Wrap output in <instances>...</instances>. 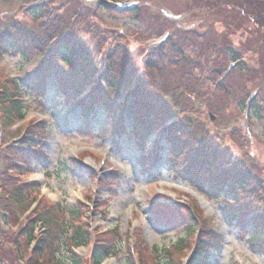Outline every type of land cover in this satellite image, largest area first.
I'll return each instance as SVG.
<instances>
[{
	"label": "rangeland",
	"instance_id": "1",
	"mask_svg": "<svg viewBox=\"0 0 264 264\" xmlns=\"http://www.w3.org/2000/svg\"><path fill=\"white\" fill-rule=\"evenodd\" d=\"M38 1L43 0H0V36L11 38L19 27L30 37L46 40L45 26L32 18L34 9H30ZM46 1L53 8H49L51 14L61 15L62 27L74 23L75 32L84 39L103 41L105 50L115 57L119 49L129 53L139 62L137 69L146 81L144 89L163 103V98L173 95V88L174 93L180 92L183 83H190L186 89L189 94L198 92L191 85L196 79L184 74L191 70L197 77L201 60L206 75L203 82L211 93L206 108L188 105L189 113L201 109L193 116L197 122L194 135L215 137L221 156L250 166L264 182V0ZM103 1L114 10L115 4L121 3L126 10L118 13L105 9ZM238 5L242 9H234ZM131 8L138 9V14ZM225 40L226 46L239 53L242 66L237 67L230 53L219 54L217 59L212 55L208 64L199 58V52H208ZM44 58L35 50L24 56L19 49L2 53L0 95L12 82L19 81L24 89V83ZM148 60L156 69L141 68ZM126 67L121 60L114 68L120 73ZM215 67L229 76L214 77ZM248 68L254 72L245 73ZM52 92L49 86L44 99L31 91L16 95L23 114L21 119L15 116L11 125L0 126V160L7 155L17 164L22 163L23 159L13 153L20 151L29 138L44 153V164L32 162L29 174L14 177L27 187L35 184L39 208L57 206L62 209L64 221L74 219L89 229L88 247H59L63 264H70L67 254L73 250L81 264H91L90 252L96 239L112 249V256L101 264H126L128 260L132 264H200L191 262L200 240L216 243V249L207 252L208 264H264L263 239L260 247L252 246L227 225L225 204L172 176L165 154L159 153L155 145L161 128L155 125L145 142L139 139L136 145L142 150L136 152L127 133L119 135L116 142L112 140L116 136L112 135L110 120L108 127L99 128L98 123L105 117L103 111L98 110L90 116V124L82 126L79 111L67 113L59 102L51 100ZM201 103L204 106V100ZM189 118L185 117L186 121ZM139 153H152L151 157L155 154L161 161L146 168ZM2 215L0 211V229L6 232L10 223L1 222ZM25 216L19 215L11 231L25 223ZM39 232L37 226L36 236ZM178 241L185 243L178 248ZM4 248L1 263L18 264L10 246L5 244Z\"/></svg>",
	"mask_w": 264,
	"mask_h": 264
},
{
	"label": "trees",
	"instance_id": "2",
	"mask_svg": "<svg viewBox=\"0 0 264 264\" xmlns=\"http://www.w3.org/2000/svg\"><path fill=\"white\" fill-rule=\"evenodd\" d=\"M35 3L36 5L30 7L34 9L32 18L45 26L43 33L46 40L30 37L18 27L11 38L7 34L0 36V55L19 49L24 56L29 50H35L43 53L45 58L34 69L31 78L24 83V89L21 88V83L12 82L0 95V126L11 125L15 116L22 118L23 107L21 100L16 99L17 96L31 91L35 95L39 93V97L44 99L45 91L49 92V86L53 90L51 100L59 102L69 114L75 110L79 111L82 126H85L86 122L90 124L91 115L96 114L98 110L103 111L105 117L98 123L101 126L99 128L108 127L110 120L112 135L116 136L112 139L114 142L118 141L119 135L127 133V140L136 145L139 139L143 141L146 135L152 134L150 131L156 125L161 129L155 145L159 153L165 154V162L172 176L194 186L217 203L225 204L227 225L235 228L241 237L247 238L252 246L260 247V240H264L263 180L250 166L241 165L228 156H221L216 149L215 137L201 138V135L195 136L193 132L197 123L193 116L206 108L208 92L211 93V88L203 82L206 75L201 60L198 61L201 65L197 67V77L192 75L191 70L184 74L186 78L196 79L191 85L198 92L189 94L186 89L190 83H183L182 90L174 93L176 89L173 88V95L163 98V103L151 98L150 90L144 89L146 81H142L137 69L139 62L129 53L119 49V55L115 57L113 53L105 50L103 41L91 37L84 39L75 32L74 23L70 27H62L61 15L50 13L53 8L48 5V1ZM102 3L105 9L125 12L114 10L105 1ZM237 8L242 9L241 5L234 7ZM137 10L134 8L132 12L138 14ZM223 43L221 46L211 47L208 52H199V58L208 64L213 60L212 55H216L214 59H217L219 54L223 56L230 53L235 59L233 62L239 64L237 67L242 66L239 53L226 46V40ZM121 60L126 62L127 67L118 73L114 67ZM141 68L145 71L156 69L152 60L144 61ZM209 71L211 72V67ZM212 72L214 77L216 74H221V77L226 75L225 70L220 71L218 67ZM253 72L252 68H248L245 73ZM254 78H257V74ZM159 103L163 107H160ZM196 104L201 109H191L192 112L189 113L188 105L195 107ZM207 105L210 106L208 103ZM185 117H190V120L186 121ZM19 149L20 151L13 155L23 159L20 165L7 155L0 160V211L3 214L1 222L10 223V230L5 232L0 229V259L2 260L4 245L7 244L13 250L14 257H17L18 264H63L64 259L59 254V247L69 244L77 248L88 247L89 229L72 219L71 222L75 225L73 228L74 225L70 221H64L62 209L57 206L39 208L35 184L27 187L26 184L15 181V174L24 176L30 173L32 162L35 165L45 163L44 153L40 148L37 149L31 138ZM134 150L140 152L142 146L136 145ZM151 154L149 156L148 153H139V156L144 158L142 164H145L146 168H153L161 161L160 156L153 154L151 157ZM34 204L36 206L32 209ZM17 214L26 215L25 223L11 231L19 217ZM37 226L40 231L38 236L35 234ZM183 243L185 241H178L175 245L180 248ZM212 249H216V243L200 240L191 262L208 264L210 255L207 252ZM67 255L70 264H81V259L73 252L69 251ZM109 256H112V249L96 239L90 252L91 264H101ZM126 264L132 263L128 260Z\"/></svg>",
	"mask_w": 264,
	"mask_h": 264
},
{
	"label": "bare ground",
	"instance_id": "3",
	"mask_svg": "<svg viewBox=\"0 0 264 264\" xmlns=\"http://www.w3.org/2000/svg\"><path fill=\"white\" fill-rule=\"evenodd\" d=\"M179 187H180L181 189H183V190L189 192V190H188L187 188L183 187L182 185H180Z\"/></svg>",
	"mask_w": 264,
	"mask_h": 264
},
{
	"label": "water",
	"instance_id": "4",
	"mask_svg": "<svg viewBox=\"0 0 264 264\" xmlns=\"http://www.w3.org/2000/svg\"><path fill=\"white\" fill-rule=\"evenodd\" d=\"M210 117H211V121H213V118H212V116H210ZM0 264H2V263H1V261H0Z\"/></svg>",
	"mask_w": 264,
	"mask_h": 264
}]
</instances>
